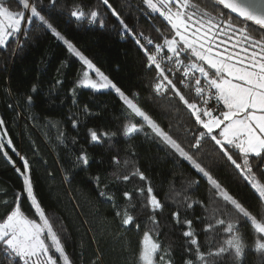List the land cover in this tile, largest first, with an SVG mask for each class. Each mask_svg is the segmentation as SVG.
I'll use <instances>...</instances> for the list:
<instances>
[{
	"label": "trees",
	"instance_id": "1",
	"mask_svg": "<svg viewBox=\"0 0 264 264\" xmlns=\"http://www.w3.org/2000/svg\"><path fill=\"white\" fill-rule=\"evenodd\" d=\"M109 2L132 32L137 36L143 34L141 39L151 37L163 42L156 29L167 22L158 14L156 19H150L143 0ZM4 3L12 10L20 9L17 0H4ZM36 3L74 47L187 151L194 153L198 162L258 220L264 221V203L219 153L214 142L205 140L199 149L192 148L195 136L203 129L190 119V113L178 97L171 100L157 96L152 87L156 80L154 67L151 70L146 67V57L135 38L121 34V25L101 0H57L55 6H50L49 0H36ZM74 5L82 6L86 13L98 10L96 23L90 24L87 18L75 20L71 16ZM20 40L22 47L18 48V43L10 39L7 49H0V119L5 121L17 151L30 161L35 193L60 236L71 264H137L145 231L161 244L157 259L159 255H166L168 264H185L190 255L195 258L194 247L192 254L186 251L191 245L187 243L190 238L183 236V232L189 230L185 220H191L202 251L222 245L228 236L223 231L226 225L215 224L207 181L154 137L147 126L141 132L124 137V126L140 118L126 108L112 89L97 91L77 87L84 65L51 31L34 21L27 39L21 35ZM14 49L17 50L13 55ZM33 85L37 86L36 93H32ZM28 95L33 96L31 105L27 102ZM73 119L77 121L75 128ZM90 129L98 135L106 132L108 137H102L100 143H92ZM6 150L16 166L23 169L19 157L11 149ZM82 153L87 154L89 164L74 167ZM253 168H257L255 163ZM137 169L147 177V182L133 175ZM65 171L72 175L70 183L63 181ZM124 175L129 176L128 181L122 179ZM97 176L100 177L99 187L94 179ZM191 180H199V184L190 185ZM149 184L163 205L155 213L158 227L149 219L153 213L146 206ZM100 190L112 195L113 200L101 197ZM22 191L21 176L0 153V217L14 207L16 194ZM125 191L130 193L127 199ZM192 201H203L208 210L200 204L189 208L187 205ZM22 206L28 215L38 220L26 194ZM117 210L120 217L116 216ZM125 211L135 220L127 228L121 223ZM173 213L177 214L179 223ZM137 223L139 229L135 226ZM238 223L245 243L242 256L236 257L232 251L225 257L211 259L217 264H264V252L255 250L258 237L250 222L241 217ZM208 224L213 227L206 231ZM0 261L8 264L3 254Z\"/></svg>",
	"mask_w": 264,
	"mask_h": 264
},
{
	"label": "snow or ice",
	"instance_id": "2",
	"mask_svg": "<svg viewBox=\"0 0 264 264\" xmlns=\"http://www.w3.org/2000/svg\"><path fill=\"white\" fill-rule=\"evenodd\" d=\"M56 3L57 0H49L50 6H55ZM101 3L107 6L121 25V34L135 38L146 57V67L149 70L154 67L156 80L152 87L157 96L169 97L171 100L178 97L179 102L190 113V119H194L199 129H203H198L199 134L195 136L192 148L199 149L205 140L214 142L219 153L227 158L260 202L264 203V0H143L151 14L150 19H156L158 14L167 22L156 29L163 37L162 43L151 37L141 39L143 34L137 36L132 32L109 0H101ZM17 4L22 10L13 11L5 5L4 0H0V49L6 50L10 39L18 43V48L22 47L21 35L26 40L33 22H39L53 36L62 40L68 51L89 71L95 72L97 79L90 78L89 71H85L84 79L78 81L77 87L97 91L114 89L126 108L140 118L139 121L129 122L124 126V137L141 132L147 126L154 137L187 161L207 181L209 205L212 206L215 224L226 225L223 231L228 236L222 245L204 252L192 231L191 220H185L189 230L184 231L183 236L190 238L187 243L191 245L186 251L192 254L193 247L195 248V258L192 259L190 255L185 264H217L211 258L225 257L232 251L236 257H241L245 246L242 234L239 233L238 221L241 217L245 222H250L258 237L255 240V250L264 252V221L258 220L209 169L198 162L194 153L187 151L65 39L38 8L36 0H17ZM71 16L77 21L87 18L92 24L98 20L99 11L93 9L86 13L82 6L74 5ZM100 22L103 25V21ZM16 50H13V55ZM36 91L37 86L33 85L32 93ZM27 102L29 105L33 103L32 95L27 96ZM73 127H77L75 119ZM89 135L92 143H100L102 137H108V133L98 135L93 129L89 130ZM112 135L115 136L116 133ZM60 136H63L62 132ZM6 148L19 157L23 169L16 166ZM0 153H3L23 181V191L16 194L14 207L6 216L0 217V254H3V259L8 264H71L60 236L54 231L53 223L35 193L30 161L17 151L3 119H0ZM114 162H117L115 158ZM80 163L84 166L89 164L86 153L78 156L74 167H79ZM254 163L257 165L256 170L253 168ZM133 175H138L141 181L147 182V177L139 169ZM71 179L72 175L65 171L64 183H70ZM94 179L99 187L100 177ZM122 179L128 181L129 176L124 175ZM189 184L198 185L199 180H191ZM140 191L143 192V189ZM25 194L38 220L24 211L22 200ZM99 194L107 200H113V196L104 190H100ZM124 196L127 199L130 193L125 191ZM4 203L7 204V201ZM193 204H200L208 210V205L203 201H192L187 206L191 208ZM146 206L153 213L149 219L153 225H157L155 213L163 205L150 184L147 187ZM116 216H121L119 210L116 211ZM173 218L180 222L176 213H173ZM134 222V216L125 211L121 219L122 225L127 228ZM135 226L139 229L138 223ZM212 227V224H208L205 230ZM161 250V244L151 237L149 231H145L140 241L137 264H168L166 255H159L157 259ZM0 264L3 262L0 261Z\"/></svg>",
	"mask_w": 264,
	"mask_h": 264
},
{
	"label": "rangeland",
	"instance_id": "3",
	"mask_svg": "<svg viewBox=\"0 0 264 264\" xmlns=\"http://www.w3.org/2000/svg\"><path fill=\"white\" fill-rule=\"evenodd\" d=\"M19 10H22V9L20 8V9H16V10H13V11H19ZM65 39H66V38H65ZM60 41L62 42L63 45L66 46V44H65L62 40H60ZM66 47H67V46H66ZM84 68H85L84 72H85V71H89L85 66H84ZM84 72H83V75H82L81 79H84ZM89 76H90V78H92V79H97L95 72L89 71ZM108 89L111 90V88H108ZM112 90L115 92L114 89H112ZM115 93H116V92H115ZM38 219H39V218H38Z\"/></svg>",
	"mask_w": 264,
	"mask_h": 264
}]
</instances>
